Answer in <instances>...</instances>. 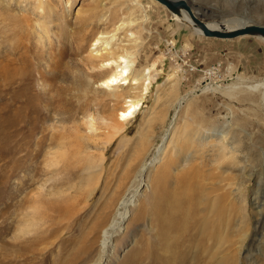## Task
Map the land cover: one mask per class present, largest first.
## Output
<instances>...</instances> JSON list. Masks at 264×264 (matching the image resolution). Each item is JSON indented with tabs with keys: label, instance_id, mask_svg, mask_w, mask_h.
Listing matches in <instances>:
<instances>
[{
	"label": "rangeland",
	"instance_id": "1",
	"mask_svg": "<svg viewBox=\"0 0 264 264\" xmlns=\"http://www.w3.org/2000/svg\"><path fill=\"white\" fill-rule=\"evenodd\" d=\"M187 2L206 21L264 24V0ZM104 27L112 48L138 49L135 78L155 64L145 104L120 131L107 122L123 97L97 86L107 70L91 69ZM127 28L139 29L135 43ZM263 79L262 39L199 35L155 0H0V251L8 246L19 264L30 254V264L93 261L123 196L135 193L101 264H264V97L243 86ZM143 81L119 92L139 94ZM51 152L61 157L48 166ZM102 154L90 196L89 162L98 167ZM73 196L75 212H60L57 200ZM29 197L34 207H17ZM26 215L36 217L33 231L21 230Z\"/></svg>",
	"mask_w": 264,
	"mask_h": 264
},
{
	"label": "bare ground",
	"instance_id": "2",
	"mask_svg": "<svg viewBox=\"0 0 264 264\" xmlns=\"http://www.w3.org/2000/svg\"><path fill=\"white\" fill-rule=\"evenodd\" d=\"M172 15H173L174 19L177 22H179V23H181L183 25L185 24V25L191 27L196 33H198L199 35H202V31L196 25H194V23L190 20V18L185 13H182V15H180V16H178L176 14H172ZM204 21L206 22V24L209 27H211V28H218V29H231V28H234V27H237L239 25H242V24H245V23H248L249 22V21H244V18L241 17V16H230V17L224 18L223 20H214V21H206V20H204ZM137 30H139V29H136L135 31H133V30H130V29L127 28L126 33H125L126 34L125 35V38L127 39V37H128V40L130 39L131 42L133 40V42L135 43L136 42V39H132V38L135 36ZM113 36H114L113 33H111L110 30H106V28L104 27L103 30L100 31V34L94 39V42L92 43V47H91V50H90V52L92 53L91 56L94 57V58L95 57L96 58H100V59H102V61L100 60L98 63H96V62L94 63L93 62L94 64L91 66V69L94 70L95 68H104L105 70H107L106 71L107 74L97 82V86H99L100 88H103L109 94H112L114 96H119V97L121 96V97H123L124 104H123L122 108L118 110V113H117V121L116 122L112 121L113 119H111V117H110V120L107 122V127L109 129H111L112 131H120V130H123L124 129L125 125L129 121L133 120L136 117V115L138 114V112L141 110V108L145 104V97H146V94L148 93L149 84L151 82V77H152L151 72L153 70H155V64H152V66H150L148 69L144 70V74L141 77H139V78L136 77L135 78L132 75V71H133L134 62H135L134 57H135L136 52L138 51V49L130 48V47L127 48V47H123V46L120 47V48L118 47L119 49L112 48L110 46L109 40L114 39ZM257 37H259L260 39H262L264 41V37H262L261 35H257ZM131 42H130V44H131ZM101 43H102L103 46H101V48L98 49V46ZM122 44H126V43L124 42ZM128 44L129 43H127V45ZM141 79H143L144 81H143V84H142L141 92L139 94H132L133 92L132 93L130 92L131 94H128V93L125 94L123 92L122 93L119 92L120 90H122V88L124 86H126L129 83H132L134 85H138L140 83V80ZM240 86H242V84L241 85H234L233 88H237V87H240ZM243 86H245L246 88H248L249 90H252V91H261V93H262V95L264 97V79L263 80H260V81L253 82V83L243 84ZM62 87H64V86H62ZM207 87H209V84L208 83L206 84V88ZM66 89H68V88H66ZM60 90L63 91V88L61 89V87H60ZM59 93L60 92H57V95H56L57 98L60 99V100H63L64 99L63 96H65V95L61 96V93L62 92L60 94ZM53 97H54V95H53ZM184 105H185V100H184V97H182V98L179 99V101L177 103V106H176V109H175V113H174L175 115H174V117L172 118V120L170 122V126H172V124L175 123V120H176L175 118L180 113V110H181V108ZM89 127L92 128V129H95L96 128L92 120L89 121ZM169 130H170L169 127L166 128L165 135H164L163 139H165V138H167L169 136L168 135ZM42 143H44V141ZM43 145L44 144H42V146H40V150H37L36 153L33 154V157H37V156H39L42 153V151L44 149V146ZM52 152H51V154H52L51 159H47V161H46V164H49L50 163L48 166H51V165L55 164L56 162H58L59 161V157H61L58 154H56L55 152H54V154ZM104 159H105V156H104V154H102L101 157H100V164L98 165V167H97V165L96 166L93 165V162L92 161L89 162L90 163L89 165L91 166V168L94 169L93 170V174L92 175L90 174V182L89 183H90L91 188L88 190V195L90 194V196L92 195V193L94 192V190L97 188V186L101 182L102 169L104 167V163H103ZM14 164H16L15 163V160H14ZM148 164H149L148 162L144 163V165L142 166V168L140 170V173L141 174L148 167ZM133 190L135 192V188H133ZM55 193H56V197H58V191L55 192ZM39 194L37 193L36 195H39ZM134 194L135 193L130 194V195L127 194V195H124L123 196L122 201H121L118 209L116 210V212L114 214V217L112 218L111 222L108 223L105 226V228L103 229V235H102L103 239H102V242L100 243V252H99L98 258H96L95 260L90 261V262H88L86 264H101L102 257L104 256V253L106 252V250H108V244H109L110 236L113 234V232L115 230H117L118 228H120L119 227L120 226V219L122 218V216H124L126 214L127 209L131 205V203H133ZM80 196H82V195H80ZM38 198H40V197H38ZM27 199H29V200H27ZM27 199L26 200H24V198L19 199L18 200L17 207L18 206H24V204H26V203L31 204L29 207H34L33 205H35V203H37V200H38L37 199L36 202L34 203V198L29 197ZM59 199L57 200L56 203H58L57 205H59V209H61L60 212H63L65 209H67L69 211V209H68L69 208V204L71 205V212L70 211L69 212L66 211L67 213H65V214H68V215H70L73 212H75V210L77 208V205L80 203V197H75V196H73L72 198L71 197H68V198L61 197V199L60 200ZM53 202L54 201H52V200L51 201L50 200H46L45 197H44L43 200H42V203L44 205L43 204L42 205L45 206V208H47L46 205L51 206V207L55 208V212H56L57 211V207H56V205ZM38 203H40V202H38ZM36 205H38V204H36ZM38 208H40V207H38ZM49 210H51V209H49ZM47 211H48V209H47ZM28 212L30 213L29 210H28ZM38 212L39 211H37V214H38ZM49 213H51V212H49ZM58 213L59 212L57 211V214ZM33 214L35 215V213H33ZM37 214H36V216H37ZM54 215H56V214L54 213ZM38 216L41 217V215H38ZM45 216L43 217V215H42V218L41 219L43 220V218H45ZM48 216L49 215L46 216V221L45 222H47V219H48L47 217ZM34 217L32 218V216L29 217L27 215L24 218L21 217V223H22L21 230L22 229H25V231L26 230H30V231L32 230L33 231L34 230L33 225H34V221H35L34 219L36 218V217L35 218ZM54 217L55 216H53V218ZM42 220H41V222H42ZM37 221H40V220L37 219ZM53 221H54V219L52 220V222ZM40 228H41V226H40ZM49 229H50V227L47 228V229L45 228L44 230L46 231V233H48ZM16 235H17V233H16ZM22 236H23V234H22ZM34 237H35V239H38L37 238V235L34 236ZM28 240L31 241V239L30 238L28 239V237H27V242H28ZM8 242H5L4 245L6 246V244H9ZM23 244H22V247H23ZM12 245H13L14 249H19L21 247L20 244H18V245L12 244ZM12 245H10V246H12ZM5 248H8V246L5 247ZM5 248H3V249L5 250ZM4 250H1L0 251V264H4V263H6V264H12V263L19 264L17 262V259H18L19 256L18 257L17 256H15V257H10L9 256L8 257V255L5 254L6 252H2ZM22 250H31L32 251V254L35 253V251H33L30 248V244H28V248H27V246H25V248L22 249ZM26 256L27 257H25V260L24 261H27L26 264H30L31 262L29 263L28 261L31 260V258H33L34 256H32L31 254L29 256L28 255H26ZM19 262H21V261H19ZM60 262L63 263L64 261L62 262V260H60ZM20 264H22V263H20Z\"/></svg>",
	"mask_w": 264,
	"mask_h": 264
},
{
	"label": "water",
	"instance_id": "3",
	"mask_svg": "<svg viewBox=\"0 0 264 264\" xmlns=\"http://www.w3.org/2000/svg\"><path fill=\"white\" fill-rule=\"evenodd\" d=\"M160 5L164 6L170 13L178 16L185 13L190 20L201 31L202 35L209 38L217 39H234L243 36H257L264 37V24L256 22H248L231 29H218L209 27L204 19L199 18L192 10V7L187 0H155Z\"/></svg>",
	"mask_w": 264,
	"mask_h": 264
},
{
	"label": "built area",
	"instance_id": "4",
	"mask_svg": "<svg viewBox=\"0 0 264 264\" xmlns=\"http://www.w3.org/2000/svg\"><path fill=\"white\" fill-rule=\"evenodd\" d=\"M190 67H192V66H190ZM194 69L196 70V67L191 68L190 70L193 71ZM215 71H217V67H216V66H212L211 69H207V71H203V73H204V74L207 73V74H205V75H209V74H211V73H214ZM208 83H209V82H208Z\"/></svg>",
	"mask_w": 264,
	"mask_h": 264
}]
</instances>
